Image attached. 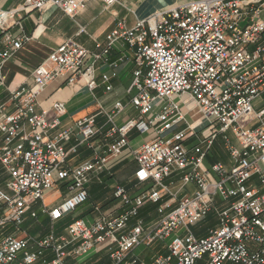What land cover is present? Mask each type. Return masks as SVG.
Masks as SVG:
<instances>
[{"label":"built area","instance_id":"1","mask_svg":"<svg viewBox=\"0 0 264 264\" xmlns=\"http://www.w3.org/2000/svg\"><path fill=\"white\" fill-rule=\"evenodd\" d=\"M87 1L23 0L18 8L0 11V28H8L16 17L21 19L22 12L48 5L75 16ZM99 1L110 6L121 0ZM263 12L264 0H192L139 19L132 27L119 22L107 35V44H97L101 50L95 57L108 61L119 39L137 47L132 82L136 92L131 104L139 115L123 125L113 124L110 133L118 138L107 151L101 154L96 149L91 160L76 167L67 163L73 149L66 148V140L72 131L49 135L59 125L65 103L58 101L38 112L37 97L59 76L70 84L82 78L90 90L97 87V81L85 68L90 52L84 46L67 40L54 49L34 69L33 86L15 93L16 109L0 121V134L7 136L0 162L9 169L12 194L0 216V264H68L72 253L67 246L74 241H79L73 251L77 255L103 243L116 244L111 258L121 263L142 243L173 234L169 253L151 264H264V109L256 110L253 104L264 92ZM25 39L8 35L9 47L0 52V74L4 62ZM109 79L103 75L105 82ZM122 110V103L116 102L110 122ZM189 116L195 118L194 123ZM180 124L185 127L176 129ZM78 128L81 143L99 133L93 116L82 119ZM133 129L140 134L150 129L156 133L132 152L138 181L152 184L146 195L132 197L119 187L115 196L127 207L123 213H104L93 220L75 218L67 225L66 235L2 233L9 223L20 230L27 216L37 217L34 206L42 205L58 181L66 183L69 195L48 209L51 220L57 222L77 211L89 199L91 176L103 169L108 157L129 145ZM219 134L224 135L232 164L216 162L207 167ZM192 137L196 140L189 146ZM174 175L180 176L182 188L194 184L196 189L178 198L179 192L165 182ZM164 195L170 196L161 206L165 213L152 229H146L142 220L125 229L146 200L160 203ZM231 199V205L217 208V201ZM213 209L218 214L217 226L198 236L190 224L200 223Z\"/></svg>","mask_w":264,"mask_h":264},{"label":"crops","instance_id":"2","mask_svg":"<svg viewBox=\"0 0 264 264\" xmlns=\"http://www.w3.org/2000/svg\"><path fill=\"white\" fill-rule=\"evenodd\" d=\"M189 1L192 0H121L114 5L107 6L99 0H88L85 7L75 16H69L52 5L27 13L22 12L21 19L17 17L14 19L15 22L19 20V24H14L13 20L10 21L8 28H0V52L9 47L8 35L26 38L22 47L12 53L1 69L0 75L4 78L1 79L0 76V121L12 113L19 104L14 99L15 93L33 86L34 69L43 63L50 53L63 42L73 40L90 52L85 68L90 69L94 75L97 87L90 90L82 78H78L75 83L70 84L65 76H59L53 79L38 95L37 111L50 109L58 101L65 103V112L59 116L60 123L55 129L49 131V135L56 136L66 129L72 131L66 140V148L73 149L67 161L69 166L76 167L91 160L96 149L101 150V154H104L109 145L118 138V134L111 135L110 133L113 124L123 125L139 115V112L131 104V98L136 92L132 89V82L133 73L137 68V47H131L126 41L119 39L112 46L108 61H104L95 57L101 50L97 44L105 46L107 35L117 27L119 22H124L127 27H132L139 19H146L157 11ZM22 3L23 0H0V11L18 8ZM262 16L264 19V12ZM104 74L110 76L108 82L103 80ZM107 86H111L110 90H107ZM255 100L254 108L256 110L264 109L259 106L258 98ZM116 102L122 103L123 110L113 115V123L110 122V115ZM155 114L154 111L149 118ZM91 116L94 117L99 133L88 142L81 143L82 135L78 123L85 117ZM188 120L190 123L195 122V118L190 116ZM128 137L129 145L121 153L108 157L103 169L91 176L87 184L89 204L70 214L72 220L75 218L93 220L104 213L112 216L123 213L127 207L124 206L121 199L115 196L119 187L124 188L132 197L147 194V190L152 184L138 181L136 177L138 165L132 152L153 138L147 139L137 129L130 131ZM194 140H196L195 137H192L188 142H194ZM6 142L7 136L0 134V148ZM221 145L223 146L222 142H215L213 152L206 160L207 167L216 162H222L227 166L232 164L228 151L221 148ZM227 159L228 163H226ZM9 177V169L0 162V189L3 188L0 191V216L3 214L4 202L12 195L8 188ZM178 177V182L169 184L173 191L179 187L176 191L179 192L178 198L190 194L196 189L194 184H188L182 188L180 176ZM147 184L148 186H146ZM60 186L64 188L63 191L58 188ZM68 195L66 183L58 181L46 193L42 205L37 204L38 209L34 206L37 210V217H26L24 222L32 221L28 231L19 232L20 230L14 226L11 230H8L9 228L2 229V233L19 237L45 236L51 232L55 233L53 230L51 231V227L60 223L65 224L69 215L53 222L48 214V209L58 205ZM169 197V195H164L160 203L146 200L137 214L139 217L133 216L125 229H131L138 220L143 221L146 229H152L163 217L165 210L161 206ZM233 201L234 199L227 202L217 201V208L222 209L229 206ZM204 221L209 224L214 223L208 229L216 227L218 224L217 211L213 209L209 212L201 222ZM46 223L50 225V228L45 226ZM69 223L70 221L64 226L62 233L55 234L57 236L66 235V227ZM8 231L10 234H6ZM197 235L199 236V234ZM164 240L158 238L149 244L142 243L135 247V250L132 249L121 263H117L111 258V253L118 248L116 244L103 243L86 254L77 255L73 254V251L79 241H74L67 246V249L72 253L67 261L68 264H151L156 257L169 253L170 242L166 243ZM140 246L143 248L138 249ZM46 255L51 257V252H47Z\"/></svg>","mask_w":264,"mask_h":264},{"label":"rangeland","instance_id":"3","mask_svg":"<svg viewBox=\"0 0 264 264\" xmlns=\"http://www.w3.org/2000/svg\"><path fill=\"white\" fill-rule=\"evenodd\" d=\"M258 100H259V106L261 107V108H264V94L262 95V96H260V97H258ZM255 102H256V100L254 101V105H255ZM185 126H184V124H180V125H178L177 127H176V129H181V128H184ZM175 129V130H176ZM230 132L231 131H229L227 134L229 135L230 134ZM143 136H145V137H147V139H151V138H154L155 136H156V133L154 132V130L153 129H150L148 132H146L145 134H143ZM170 136V135H169ZM230 137H231V139L232 140H234V138L232 137L233 136V134H231V135H229ZM223 137H224V135L223 134H219V136H218V138L216 139V141H218L219 143H223L224 142V139H223ZM229 137V138H230ZM188 145L189 146H193L194 145V142L193 141H191L190 143L188 142ZM214 148V147H213ZM221 148H223L224 150H226V148H225V146H224V143H223V146L221 145ZM212 152H213V149H212ZM226 163H228V159H227V161H226ZM178 176H173L172 178H170V179H167L165 182L167 183V184H172V183H175V182H178ZM149 184V183H148ZM148 184L146 185V186H148ZM61 191H63L64 190V188L63 187H58ZM181 188V187H180ZM2 190H3V188H1ZM0 189V191H2ZM179 189V187H176L175 189H174V192H176L177 190ZM9 196H10V194H9ZM89 204V201H87V202H85L82 206H80V207H86L87 205ZM146 204H147V202H146ZM80 207L78 208V209H80ZM35 208L36 209H38V205H35ZM77 209V210H78ZM138 217H139V215H137ZM83 217H84V215H83ZM72 218V215H69L68 216V219L65 221L66 223L64 224V223H60V224H58L57 226H55V227H51V231L53 230L56 234H60V233H62L63 232V228H64V226L70 221L71 222V219ZM37 221V220H36ZM30 222H32L31 220H29V221H27V222H24L21 226H20V231L19 232H22V230H29V228H30ZM213 223V222H212ZM211 223V224H212ZM211 224H209V223H207V222H200V223H197V224H190V228L194 231V233H196V234H199V236H205V235H207L208 234V228H209V226H211ZM214 224V223H213ZM45 226H47V227H49L50 225L48 224V223H46L45 224ZM6 229L7 228H9L8 230H11L12 228H14V225H11V224H8V226H6L5 227ZM50 228V227H49ZM6 234H10L9 233V231L8 232H6ZM173 237H174V234L173 235H171L170 237H168V238H166L164 241L166 242V243H169V242H171V240L173 239ZM143 247L142 246H140V247H138V249H142ZM137 249V248H136ZM135 250V249H134Z\"/></svg>","mask_w":264,"mask_h":264},{"label":"trees","instance_id":"4","mask_svg":"<svg viewBox=\"0 0 264 264\" xmlns=\"http://www.w3.org/2000/svg\"><path fill=\"white\" fill-rule=\"evenodd\" d=\"M208 158H210V157L208 156Z\"/></svg>","mask_w":264,"mask_h":264}]
</instances>
